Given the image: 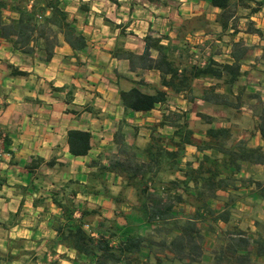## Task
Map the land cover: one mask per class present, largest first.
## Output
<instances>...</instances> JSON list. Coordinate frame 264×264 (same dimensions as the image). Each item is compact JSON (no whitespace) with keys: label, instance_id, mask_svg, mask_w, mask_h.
Returning <instances> with one entry per match:
<instances>
[{"label":"trees","instance_id":"obj_1","mask_svg":"<svg viewBox=\"0 0 264 264\" xmlns=\"http://www.w3.org/2000/svg\"><path fill=\"white\" fill-rule=\"evenodd\" d=\"M206 1L218 9L213 23L221 33L228 32L231 62H219L211 57L204 64L193 61L185 37L198 29H209L210 20L204 15L184 19L176 28L175 40L167 34L145 35V47L140 54L122 44L115 45L110 51L112 56L127 60L130 71L138 77L116 75L120 104L125 113H145L157 104H165L171 91L174 94L187 92L190 102L198 98L207 105L238 114L240 97L233 95L232 87L243 74L241 64L251 48L242 39H235L237 14L238 10L245 11L246 30L262 35L250 16L260 11L263 0ZM162 40L167 42L162 43ZM61 43L67 44L74 53L89 48L87 37L78 29L77 19L62 7L61 0H0V46L6 45L10 55L20 54L48 62ZM151 49L157 51L156 58L151 57ZM190 58L193 64L188 62ZM7 66L11 68V77L28 74L20 67ZM146 69L159 71L158 83L149 82L137 73ZM122 79L130 86L123 88ZM207 79L212 80L210 84L202 83ZM55 88L58 92L65 89L64 86ZM67 94L71 95L72 90ZM229 95L233 96L232 100ZM2 96L0 111L8 101V97ZM197 116L205 127L194 129L185 112L167 108L166 113L148 127V141L141 146L128 145L119 127L114 135L117 152L106 162L102 155L92 157L81 171L83 181L71 177L60 181L49 196H35L33 205L42 206L44 212L48 198L57 209L49 217L54 238L48 240L47 251L40 258L42 263L64 264L63 259L66 264H150L151 261L160 264L167 260L198 264L205 253L206 235L216 233L219 222L225 225L230 222L231 210L244 194L241 190L252 187L264 201V185L240 175L247 164L264 165V109L248 137L235 125H214L215 117L209 114L197 112ZM164 126L172 127L173 133L162 134L159 128ZM254 132L259 133L263 145L250 144ZM10 134L11 130L0 119V191L7 185L9 166L18 163ZM66 144L70 156H86L91 149V133L69 129ZM186 145L193 146L195 153L192 160L181 166ZM4 155L9 156L7 163ZM5 163L7 168L3 167ZM63 165L64 162L55 158L45 161L39 155H32L23 169L34 172L39 167ZM110 177H119L121 181L115 193ZM13 187L22 196H33L36 188L30 181L14 183ZM129 188L134 191L133 200L125 195ZM221 192L226 196L222 197ZM95 196L112 202L113 217L103 216L101 206L89 205L88 198ZM222 198L221 210L212 207V200ZM16 214L8 215L7 226ZM21 241L22 238L10 239L5 252L0 254V261L12 262L24 253L36 262L35 251L25 249L19 244ZM57 245L72 252L73 257L66 251L55 258ZM227 248L237 256L236 264H251L253 249L256 256L264 257V236L258 233L249 241L243 231L236 230ZM13 249H18V253ZM48 253L53 256L51 260L47 258Z\"/></svg>","mask_w":264,"mask_h":264},{"label":"crops","instance_id":"obj_2","mask_svg":"<svg viewBox=\"0 0 264 264\" xmlns=\"http://www.w3.org/2000/svg\"><path fill=\"white\" fill-rule=\"evenodd\" d=\"M68 1L69 0H61L62 7L69 13L70 16L77 19L78 29H80L87 37L89 48L86 51L74 53L67 44L61 43V45L57 48L59 52H62L61 55L57 54L56 49L52 58L48 62H42L38 65V67L36 66V68L33 69V72H37V76L40 77L38 78L40 81L43 82L44 80H48V82H52L51 80L55 79L53 83L54 86L69 87L72 91H74L73 94L75 97L72 100L60 101L57 97V93L60 94L61 92H52L51 89L47 88V86L46 89L42 87V91L40 90L42 93L37 94V99L34 94H29L33 96L32 104L36 106L39 113L32 114L33 116L30 117L31 121H28L29 123H26L25 127H27V124L28 126L32 125L34 122L32 121V118L35 115L39 116L38 121L42 124V135L39 137L30 136V139H34L35 144L33 147L34 151L31 152V155L37 152L36 154L43 157L45 161L55 158L59 162H65L66 160L69 162H77V160H86L89 157L100 155L101 151L98 146L100 142V144H103L102 138L104 135L99 132H93V120L90 122L84 121L85 117L92 119L96 118L97 115H100V113H98L100 111L108 114L109 120L105 119L104 121H101V123H99V128L101 129V127H107L108 129L112 126V132L109 134L108 140L110 147L113 146V148L110 153L102 155L103 162H106V159L109 156H112V154L117 152V146L114 143V135L119 127H121V130L125 133V142L128 145L135 143L141 146L148 141L150 134V129L148 127L152 125V123L147 122L142 125V123L130 120L129 116L132 118L138 115L153 114L154 112H161V114H163L166 113V109L169 108L170 110L185 112L189 118V125L192 127V117H190L191 105L195 102H201L203 104L206 103L198 98L194 99L193 102H190L187 99V92L174 94L169 91L168 100L165 104H157L154 109L145 113H125L120 104L119 90L116 85V75L119 74L129 77L131 74L136 75V73L130 71L127 60L115 58L112 56L110 51L115 45L122 44L126 48H130L134 52L140 54L143 52L145 47V35L151 34L155 37H160L167 34L172 40H175L177 36L176 28L184 19H188L196 15H204L210 20L209 26L212 25L215 29L212 31L208 26V30L205 28L198 29L191 34L186 35L185 40L189 43L191 56L198 54L202 60L201 64H204L210 57L219 62L230 63V44H224V46H226V49H223L225 52L224 54H221L220 50L216 49L218 46L217 43L219 44L224 35L220 32V28L213 23L218 9L210 6L206 0H174L176 5L158 6L156 8L146 5L144 2L140 4L139 2L141 0H73L75 1V4H71L70 7V3ZM147 1L150 3L149 0ZM206 8L212 12L210 15L206 14ZM261 9L262 10L250 16V19L254 22L256 27L261 29L262 35L248 32L246 30L247 26H237L238 32L236 34V39L241 36L244 42L247 38L249 41L252 38L254 40L255 37L259 41L264 40V18H262L264 14V3ZM211 32L216 33L218 39L208 41ZM166 42L167 40H162V43ZM245 44L251 48V51L248 58L241 64V71L243 74L238 80L240 85L236 90H233L232 87V93L234 96L238 94L240 97L239 111L236 115L239 117L246 116L245 114L250 112V115L247 116L250 124L247 125V121L242 123V130H240L241 132H248L246 128H249L250 134L254 131V126L258 123L259 117L264 109V47L257 48L256 46L258 43H256V46L246 42ZM206 45L208 46L207 49L204 48ZM132 46H136V49H133ZM157 54L158 53L155 49L150 50L152 58H156ZM204 55H207L206 59L201 58V56ZM221 55L227 59L225 61H220L218 57ZM6 56L9 57L8 55ZM188 62L193 64L191 58ZM23 70L30 71L31 68H23ZM137 73L149 82H159L160 73L158 70H137ZM149 76L151 78H149ZM137 78L138 77L136 76L132 79ZM61 79L65 80L60 81ZM207 80L210 82L205 84H210L212 81L210 79ZM40 91L38 89V92ZM169 98H174V102H177L174 105L176 107H172L169 104ZM252 101H256L257 103L255 104H258L255 105L254 111H252V104L250 103ZM259 105L260 109L258 108ZM161 106L164 107L163 110ZM245 107L251 108L245 110ZM66 108H68L67 111ZM197 112L193 118L199 119ZM110 115L112 116L110 117ZM0 118L2 117L0 116ZM122 119H125L126 122L122 123ZM158 120L159 119L157 118L156 121ZM216 120L220 121L217 125L236 126L238 124L241 126L239 119L236 121L232 117L220 119L215 118V122ZM10 121L12 122V119ZM9 126L10 125H8V127ZM69 129L90 131L91 149L86 156L72 157L69 155L68 146L66 144V132ZM142 129H144L145 132L141 133ZM173 130L174 129L170 126L159 128V131L162 134L168 136L173 133ZM196 136L200 137L198 134ZM251 139H253L254 143L252 142L250 144L263 145L258 132H254ZM12 140L13 144H15L13 138ZM194 153L195 148L191 145H186L180 165L183 166L187 160H192ZM7 158H9V156L4 155L6 163L9 160ZM86 162L88 163L89 161ZM6 163L3 165L4 168L8 166ZM45 169V172H49L51 168L45 167ZM241 173H244V177H250L252 180L259 181L264 185L263 164H247ZM176 176L180 177V174L177 173ZM260 176H262V179ZM74 177L83 181V174L81 173L75 175ZM120 183V178L117 177L114 186L112 187L113 193L119 190ZM13 184L14 183H10V179H8L6 187L8 186V188L13 189L14 192L7 193L6 196L12 195L14 198L9 199L7 203H3L4 205H7L10 201H13L14 207H9L7 213L8 215L10 213H17L16 216L12 218L11 225H8L10 231L9 237L15 238V235H12L11 231L17 233L22 232L23 235L21 236L25 238H36V236L39 235L41 237L42 232H44L48 236V238L44 239L45 242H47V239H53L54 232L50 228L49 217L51 213L57 212V209L51 204L50 199L48 198L46 200L47 211L44 212L42 206L33 205V198L35 196H39L40 193H34L33 196H22L21 194L16 193ZM4 190L5 186L0 191V194H3L2 192ZM51 191L52 189L44 193L42 192V196H49ZM127 191L129 193L128 199L133 200V189L129 188ZM220 194L222 195L225 193L221 192ZM6 199L7 198L1 200ZM88 201L90 206H101L103 216L107 218L114 216V205L110 200L102 196H95L88 198ZM238 202L236 203L238 204ZM3 204L0 203V207H3ZM211 205L215 209H222V203L218 200H212ZM234 207H236V204ZM23 211L25 212L24 214L22 213ZM22 215L24 220L26 219L27 224L23 223L24 220L22 221L20 218ZM219 224L223 223L219 222ZM43 236L45 237L44 234ZM57 247L62 249L61 252L67 251L59 245H57ZM67 252L71 257H73L72 252ZM35 254L37 253L35 252Z\"/></svg>","mask_w":264,"mask_h":264},{"label":"rangeland","instance_id":"obj_3","mask_svg":"<svg viewBox=\"0 0 264 264\" xmlns=\"http://www.w3.org/2000/svg\"><path fill=\"white\" fill-rule=\"evenodd\" d=\"M150 3L147 0H141L139 3H146V5L150 7H158V6H166V5H176V2L174 0H149ZM69 7L71 4H75V1L69 0L68 1ZM264 3V2H263ZM263 6V5H262ZM262 10V9H260ZM262 12V11H261ZM212 12L206 8V14H211ZM245 11L243 10H238V19L236 22L237 26L243 27L247 26L248 19L244 16ZM264 18V14L262 16ZM212 31H214L215 27L210 25L209 26ZM80 30V29H79ZM228 32L224 33L223 39L217 43L216 49H219L221 54H224V50L226 49V46H224L225 43H228ZM217 34L214 32L210 33L209 40L208 41H214L215 39H218ZM237 36V35H236ZM235 36V39H236ZM242 39L241 36H239ZM243 40V39H242ZM244 41V40H243ZM246 43H251L257 48H263L264 47V40L259 41L255 37L254 40L253 38L248 41H245ZM244 42V43H245ZM213 43V42H212ZM213 45V44H212ZM216 45V44H215ZM3 47V48H2ZM58 47H56L57 49ZM133 49H136V46H132ZM55 49V50H56ZM130 49V48H128ZM224 49V50H223ZM131 50V49H130ZM258 50V49H256ZM133 51V50H132ZM254 52V51H253ZM55 53V51H54ZM61 51L57 49V54L61 55ZM250 54V53H249ZM8 55L9 57H7ZM207 55L201 56V58L206 59ZM218 59L220 61H225L227 58L223 57V55L219 56ZM0 103L3 102V96L5 95L8 97V101L6 106L0 111L1 113V121L5 125H10L9 129L11 130V137L14 139V151H15V156L18 161L17 164L9 166V179L10 183H27V182H32L35 188V193L39 195H42V192H47L50 189L54 190L58 188V184L60 181L67 180L69 177H74L75 175H78L81 173V171L85 170V165L87 164L86 161H90L92 157H89L86 160H77V162H69L65 161L64 165L61 167L56 166L55 168H51L49 172H45L46 169L45 167H39L36 171L30 172L26 171L23 169V166L26 162H28L31 158L32 155L37 156L38 154H32L31 152L34 151V139L31 137L37 136L39 137L42 135V124L39 123L37 115H35L32 118V125L27 124L31 121V116L32 114H38L39 111L36 108V106L33 103L32 99L33 96L29 95L34 94L36 99H37V94L42 93V87L46 89V86L48 89H51L52 92H58L55 90L56 86L53 85L54 80H51L52 82H48V80H44L43 82L40 81L37 76V72H33V69L38 67L42 62L38 61V59H29V58H24L20 54H15V55H10L9 49L7 48L6 45H1L0 46ZM34 62V63H33ZM32 63V64H31ZM11 65L14 67H20L21 69L23 68H31L30 71H27L28 74L25 76H16V77H11L9 75L11 68L8 67L7 65ZM262 65V64H261ZM31 75V76H30ZM30 76V77H29ZM37 76V77H36ZM135 74H131L128 78H135ZM15 78V79H12ZM62 78V77H61ZM149 78H151L149 76ZM65 79H61L60 81H64ZM209 80H203L202 83H209ZM44 85V86H42ZM239 82L237 81L235 85L233 86V90H236L239 86ZM69 86V85H68ZM121 86L123 88H127L130 86V83L124 79L121 81ZM65 87V86H64ZM38 89L40 92H38ZM71 90L69 87H65V89L59 94L58 98L59 100H72L74 99V91H72V94H67V92ZM56 94V95H57ZM233 96L229 95V100H232ZM38 103V102H37ZM176 101L174 102V98H169V104L172 107L174 106ZM252 104V111L255 110V104L257 103L256 101L250 102ZM248 104V102H247ZM262 105V104H261ZM71 107V106H70ZM262 107V106H261ZM112 108V107H111ZM110 108V109H111ZM162 110L164 107H162ZM160 108V110H161ZM248 108L251 107H245V110H248ZM260 109V105L258 107ZM257 108V109H258ZM68 108H66L67 111ZM159 109V108H158ZM190 117L191 118V126L194 127L195 129H198L200 127H205L201 123H199V119L193 118L195 117V113L197 111H201L203 113H207L216 119L220 118H225V117H232L236 121L239 119L241 122L240 125L237 126V130L241 132L242 130V123H245L249 125L250 122L248 120V115H250V112L248 114H245L246 116H241L239 117L238 115H234L232 112L228 110H223L220 108H215L211 105H206L201 102H195L191 105L190 107ZM42 113V112H41ZM47 113V112H46ZM100 115H97L96 118H88L85 117L84 121L90 122L93 120V132H99L102 133L103 136V144L99 143L98 148H100V155H105V153H110L111 149L113 146L110 147L109 145V134L112 132V126L111 128L107 127H101L99 128V123L101 121L109 120L108 114H105V112H98ZM103 113V114H102ZM23 115V116H22ZM161 112H154L153 114H147V115H141V116H134L131 118L129 116L130 120H133L134 122H139L144 125V123H154L156 119H160L161 117ZM112 115H110L111 117ZM21 118V119H20ZM23 118V119H22ZM42 118V116H41ZM237 118V119H236ZM12 119V122L10 121ZM29 121V122H28ZM194 121V122H193ZM220 121H217L214 123V125H217ZM15 123V124H14ZM25 127V128H24ZM106 128V129H105ZM236 129V128H235ZM248 132H244L243 134L245 137H248L249 135V128H246ZM244 130V129H243ZM246 131V130H245ZM32 132V133H31ZM145 132L144 129L141 130V133ZM95 135V134H94ZM254 143L253 139L250 140V143ZM97 149V147H96ZM95 149V150H96ZM97 151V150H96ZM9 159V158H7ZM103 159V156H102ZM4 165V164H3ZM78 167V168H77ZM7 168V167H6ZM82 169V170H81ZM244 170V169H243ZM82 174V173H81ZM241 176L244 177V173L240 174ZM70 177V178H71ZM262 179V176H260ZM257 178V177H256ZM116 179L113 177L109 178V183L111 186H114ZM50 185V186H49ZM47 188V189H46ZM16 191V190H15ZM244 194L241 195V198L239 199L238 204L236 203V207L233 208L232 215L230 218V222L228 224H218L216 233L214 234H207L205 237V253L202 256L201 260L198 262V264H236V255L233 254L228 248V242L230 239V236L235 233L236 230H239V232L243 231L245 235L249 237V241H252V239H255L257 237L258 233L263 234L264 236V202L260 197L254 192V190H251V188H247L244 190ZM14 192L13 189L8 188V186H5V190L2 192L3 194H0V198L4 199L7 198L6 200H1L0 203H7L9 199L14 198V196H6L7 193H12ZM125 195L128 197L129 193L128 191H125ZM226 194H222V197H225ZM220 203L223 202V198L219 200ZM9 207L13 208L14 207V202L10 201L9 204H3V207H0V254L2 252H5L6 247L10 241V239H21L22 241L19 243L22 245L25 249H34V251L37 253L36 254V262L31 261V257L28 256L27 254H21L19 255L18 259L12 262H7V261H0V264H43L40 258L42 257L43 253L47 251V242L44 241L45 238H48L47 234L42 232V236H36V238L33 237H22L23 233H17V232H12V235H15V238H10L9 237V228L6 225V219L8 216L7 211L9 210ZM23 214L25 213L24 211L22 212ZM22 221L24 220L23 215L20 216ZM25 224H27L26 219L24 220ZM26 227V226H25ZM141 232H144V229H141ZM45 235V237L43 236ZM232 238V237H231ZM14 244V243H13ZM33 247V248H32ZM57 250V256L55 258H59V255L63 252L61 248L56 247ZM18 249H13L14 253H18ZM223 252V254H222ZM22 253V252H20ZM222 258H221V257ZM220 257V259H219ZM47 258L51 260L53 256L48 253ZM250 260L251 264H264V257H258L255 255V250L253 249L252 252L250 253ZM62 263L66 264L67 261L61 259ZM150 264H154L153 261H151ZM161 264H183L182 262L179 261H163Z\"/></svg>","mask_w":264,"mask_h":264},{"label":"built area","instance_id":"obj_4","mask_svg":"<svg viewBox=\"0 0 264 264\" xmlns=\"http://www.w3.org/2000/svg\"><path fill=\"white\" fill-rule=\"evenodd\" d=\"M204 48L207 49L208 46L206 45V46H204ZM192 59L194 62H198V60H199V62L202 63V60L200 59L198 54L193 55Z\"/></svg>","mask_w":264,"mask_h":264}]
</instances>
